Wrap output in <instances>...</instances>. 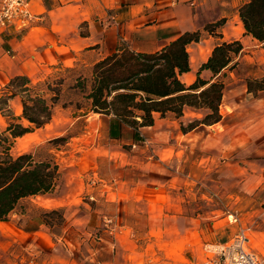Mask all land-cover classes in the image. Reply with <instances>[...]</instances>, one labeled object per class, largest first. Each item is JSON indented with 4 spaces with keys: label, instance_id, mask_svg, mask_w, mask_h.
<instances>
[{
    "label": "crops",
    "instance_id": "obj_1",
    "mask_svg": "<svg viewBox=\"0 0 264 264\" xmlns=\"http://www.w3.org/2000/svg\"><path fill=\"white\" fill-rule=\"evenodd\" d=\"M247 1L32 0L31 21L0 31V88L15 75L33 79L55 66L80 68L90 78L94 65L120 47L156 52L184 32L200 30L201 40L188 46L191 70L180 76L190 85L216 44L241 40L244 46L238 67L223 76L222 118L216 123L183 131L182 125L203 116L186 106L180 117L156 112L153 125L134 128L114 114L94 112L89 103L97 141L81 158L119 170L116 200L122 198L124 210L131 203L143 205L142 213L119 220V233L97 242L91 232L101 225L96 210L84 209L74 219L64 216L63 235L41 216L14 211L0 222V264H217L206 244L225 243L242 229L248 235L247 227L264 217V89L248 88V78L264 77V43L247 34L240 19L239 8ZM222 18L226 22L216 30L221 35L205 30ZM232 18L239 28L233 29ZM212 74L204 69L201 76ZM14 103L22 109L18 98ZM205 181L223 190L226 209L240 214L239 224L223 218V209L203 213L198 204L193 209L192 201L210 199ZM247 199L256 203L242 204ZM70 203L57 208L70 209ZM86 244L89 253L74 257ZM62 246L65 256L57 255Z\"/></svg>",
    "mask_w": 264,
    "mask_h": 264
},
{
    "label": "trees",
    "instance_id": "obj_2",
    "mask_svg": "<svg viewBox=\"0 0 264 264\" xmlns=\"http://www.w3.org/2000/svg\"><path fill=\"white\" fill-rule=\"evenodd\" d=\"M239 16L246 33L264 43V0H248L239 8ZM225 22L222 18L209 23L205 30L221 35L216 30ZM202 34L200 30L184 32L161 50L150 53L120 47L94 65L90 78L79 76L75 87L89 101L91 110L114 114L134 128L153 125L156 112L163 116L173 112L180 117L186 106L204 113L201 119L182 125L183 131L199 123H216L222 118L220 105L225 88L219 75L239 64L244 46L241 40L216 44L196 80L187 85L180 76L191 70L188 46L200 41ZM204 69L213 73L210 79L201 76ZM63 85V78L34 82L28 75L19 74L1 88L0 113L8 119V126L0 134V222L9 220L21 200L53 192L62 178L55 154L43 152L42 147L14 154L12 148L14 139L51 121ZM248 88L254 93L263 90L264 79H248ZM15 98L22 106L20 115L11 106ZM64 139L59 137L48 143L66 142L61 141ZM57 213L58 210H52L42 216L51 229L55 225L53 215ZM61 220L66 223L64 216Z\"/></svg>",
    "mask_w": 264,
    "mask_h": 264
},
{
    "label": "rangeland",
    "instance_id": "obj_3",
    "mask_svg": "<svg viewBox=\"0 0 264 264\" xmlns=\"http://www.w3.org/2000/svg\"><path fill=\"white\" fill-rule=\"evenodd\" d=\"M236 19H231L233 29L239 28ZM231 69L233 68H226L220 78L223 80V76L228 74L227 70ZM84 75L83 70L80 68L65 69L55 66L54 68L45 69L41 74L33 77L34 82L45 79L55 82L63 78V90L49 124L33 133L14 139L12 152L19 154L26 151H34L42 147L43 152H51L56 155L61 166L62 178L53 192L21 200L16 212L17 214L24 213L28 216L42 217L45 212L58 210V213L53 215L55 225L52 230L58 235H63L65 225L67 224L62 223L61 216L74 219L78 214H84V209L96 210L97 212L94 214L97 216L98 221L101 222V225L91 232L98 242V238L101 236L115 237V234L119 233V220L137 219L138 213L141 212L139 208H143V205L139 206L138 204L134 205L131 203L129 204V208L124 210L122 204H119L120 202L123 203L122 198L116 200L117 194L115 193V188L119 183L118 180H121L119 170L117 171L116 168L109 167L110 164L101 167L97 163L86 162L85 159L82 160L81 158L93 146L94 142L97 141L96 132H98L93 116L87 114L86 109L89 107V101L85 98L82 91L75 87L77 78L79 76L84 77ZM248 79H264V77ZM13 107L18 113L22 112L18 103H14ZM200 113L203 115L204 112L200 111ZM7 126L8 119L0 113V134L4 133ZM59 137H64L65 139L61 141L66 142L58 144L48 143ZM116 176L117 178H115ZM202 188L210 199L204 197L203 199L200 198L197 201H192L193 209L197 208V204L203 213L223 209L226 212L223 218L227 219V214L232 213L241 220L239 213L226 209L228 201L224 198L223 190L212 188L210 181H205ZM211 189L214 190L212 191ZM107 193H110L109 198L106 196ZM62 201L71 202L70 209H62V206L57 208ZM250 201L247 199L242 201V204H249ZM251 202L252 205L256 203L255 199H252ZM14 218L18 220V217L14 216ZM256 221L252 227H247L249 229L248 236L250 237L248 248L256 253L264 264V217H258ZM232 225L235 226L236 224ZM89 247L90 245L87 244L81 246L80 253L76 249L75 253L76 251L77 253L74 257H78V255L81 257V253L88 254ZM57 253L60 256L67 255V251L63 246L57 250ZM95 263L97 262L91 264Z\"/></svg>",
    "mask_w": 264,
    "mask_h": 264
},
{
    "label": "built area",
    "instance_id": "obj_4",
    "mask_svg": "<svg viewBox=\"0 0 264 264\" xmlns=\"http://www.w3.org/2000/svg\"><path fill=\"white\" fill-rule=\"evenodd\" d=\"M32 0H0V31L5 32L13 22H29L35 14L31 9ZM230 224L240 223L232 213L227 214ZM250 239L245 229L240 230L232 239L222 244H206L205 251L217 260V264H263L260 257L249 250Z\"/></svg>",
    "mask_w": 264,
    "mask_h": 264
},
{
    "label": "bare ground",
    "instance_id": "obj_5",
    "mask_svg": "<svg viewBox=\"0 0 264 264\" xmlns=\"http://www.w3.org/2000/svg\"><path fill=\"white\" fill-rule=\"evenodd\" d=\"M209 52V51H208Z\"/></svg>",
    "mask_w": 264,
    "mask_h": 264
}]
</instances>
